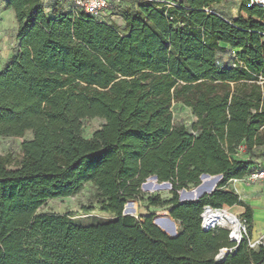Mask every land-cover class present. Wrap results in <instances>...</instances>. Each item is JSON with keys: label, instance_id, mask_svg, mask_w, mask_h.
I'll list each match as a JSON object with an SVG mask.
<instances>
[{"label": "trees", "instance_id": "obj_1", "mask_svg": "<svg viewBox=\"0 0 264 264\" xmlns=\"http://www.w3.org/2000/svg\"><path fill=\"white\" fill-rule=\"evenodd\" d=\"M109 1L122 25L72 0H7L18 51L0 73V138H33L20 159L0 155V264H263L264 248L247 239L216 260L235 245L226 229L204 231L201 216L206 206H240L251 234L253 211L227 186L264 149V8L240 0L227 17L214 9L226 0ZM223 46L236 51L232 63H220ZM174 104L191 110V131L167 125ZM90 119L104 124L86 139ZM204 174L221 176L218 188L181 202ZM152 177L173 188L152 204L179 224L174 238L153 216L124 215ZM87 184L110 220L38 213Z\"/></svg>", "mask_w": 264, "mask_h": 264}, {"label": "rangeland", "instance_id": "obj_2", "mask_svg": "<svg viewBox=\"0 0 264 264\" xmlns=\"http://www.w3.org/2000/svg\"><path fill=\"white\" fill-rule=\"evenodd\" d=\"M125 3H128V1H125ZM239 4L240 0H226L221 4L215 5L214 9L219 13L226 15L227 17H236L239 14ZM48 8H50V4H48ZM65 9L69 10L70 5H67ZM17 29L18 24L13 10L8 8L7 0H0V73L5 69L6 65L13 60L18 51V42L16 40ZM235 53L236 51L231 50L229 47L223 46V52L220 55V63H232L236 56ZM195 123L196 118L193 116L190 109L186 108L182 104H174L171 114L167 120V125L169 127L182 124L191 131ZM103 124L104 121L101 119L84 120L82 129L83 137L90 139L95 131L101 128ZM31 138H33V133L31 131L27 132L23 138L1 137L0 155L11 154L15 159H20L22 155V142ZM256 153L258 155L256 158L259 161V164H264V149L258 150ZM207 180L215 183V190L221 183L220 182L217 185L218 181L214 178H207L203 181L200 178L199 186L204 184V182ZM160 184L162 183H159L158 180L148 178L144 183H142L140 189L136 191L135 197L127 201L126 206L128 204H133L135 206L136 215L134 217L141 219L143 217L153 216L154 223L157 224L163 231L168 234H178L180 226L170 217L167 207H159L152 204V199L156 204H159L169 201L173 198V188L171 187V189H167L163 186H160ZM197 187L190 186L187 191H193ZM227 189L231 190L229 184ZM181 192L182 190L179 192V200ZM126 206L124 208V212L126 210ZM91 207L94 210L90 212V214L85 215L84 208ZM223 208H225V206ZM233 212L237 213V210H234ZM38 213L56 215L70 214L73 215V219L75 221L83 225L111 219L109 215L98 211V207L95 203V188L91 184L85 185L83 190L74 197L48 201L43 207H41ZM162 219H170L174 222V232H168L160 226L159 222ZM218 228L229 231L230 227L226 224Z\"/></svg>", "mask_w": 264, "mask_h": 264}, {"label": "built area", "instance_id": "obj_3", "mask_svg": "<svg viewBox=\"0 0 264 264\" xmlns=\"http://www.w3.org/2000/svg\"><path fill=\"white\" fill-rule=\"evenodd\" d=\"M74 9L76 11H82L89 14L102 22L115 21L117 24L122 25L123 21L121 18L112 15L110 11V1L109 0H72ZM250 5L260 6L264 8V0H249ZM245 147H241L239 150L240 154L245 153ZM234 182L238 180H232ZM242 183L246 185H253L261 183L264 185V165L258 164L243 178L239 179ZM225 208H213L211 206H206L204 208L202 218V229L204 231H211L220 226L228 225L229 228V240L235 246L232 248L221 249L219 254L216 256V260L221 261L225 256L231 254L235 251L238 245H240L245 239H247L248 246L251 249H258L260 247L264 248V235L259 239H252L249 236V228L247 222L238 215H230L232 218V223L226 222L225 224L208 223L206 222L205 215L210 213H224ZM264 264V263H263Z\"/></svg>", "mask_w": 264, "mask_h": 264}, {"label": "crops", "instance_id": "obj_4", "mask_svg": "<svg viewBox=\"0 0 264 264\" xmlns=\"http://www.w3.org/2000/svg\"><path fill=\"white\" fill-rule=\"evenodd\" d=\"M65 1V0H61ZM67 4L70 3V0H67ZM64 5V6H67ZM229 182V186L232 191L239 196V199L249 205L253 211V223L251 234L249 233L250 238L256 240L264 235V185L261 183L246 185L239 181ZM224 207V206H223ZM233 214L242 216L245 212V209L240 206H225ZM237 210V213L233 211Z\"/></svg>", "mask_w": 264, "mask_h": 264}, {"label": "bare ground", "instance_id": "obj_5", "mask_svg": "<svg viewBox=\"0 0 264 264\" xmlns=\"http://www.w3.org/2000/svg\"><path fill=\"white\" fill-rule=\"evenodd\" d=\"M216 180L218 181V179H216ZM217 185H218V182H217ZM214 186H215L214 182H211V181L207 180V181L204 182V184H201L195 190L183 192L182 193V197L184 199L199 198L203 194L213 190ZM125 213L127 215H130V216H135L136 215L135 206L133 204H128L126 206ZM230 215H235V214H233L232 212H230L228 209L225 208L224 209V213H218V214L210 213V214H206L205 215V219H206V222H208V223H217V222H220L221 224H225L226 222L232 223L233 221H232V218H231ZM159 224H160V226L163 229H165L168 232H174V230H175L174 222L172 220H170V219H162V220H160Z\"/></svg>", "mask_w": 264, "mask_h": 264}, {"label": "water", "instance_id": "obj_6", "mask_svg": "<svg viewBox=\"0 0 264 264\" xmlns=\"http://www.w3.org/2000/svg\"><path fill=\"white\" fill-rule=\"evenodd\" d=\"M215 178V179H218V183H220L221 182V180H222V177L221 176H210V175H207V174H204V175H202L201 176V180H203V179H206V178ZM152 179H155V180H157V178L156 177H152ZM160 186H163V187H165V188H167V189H171V184L170 183H162V184H160ZM199 187V186H198ZM197 187V188H198ZM187 190H182V192H181V196H180V201L181 202H188V201H197V200H199L200 198H202L203 196H205V195H210V194H212L214 191H215V189H213V190H211L210 192H207V193H205V194H203L202 196H200L199 198H192V199H184L183 197H182V193L183 192H186ZM124 215L125 216H130V215H127L125 212H124ZM157 225V224H156ZM158 226V225H157ZM159 227V226H158ZM160 228V227H159ZM161 229V228H160ZM165 232V231H164ZM166 233V232H165ZM166 234H168V233H166ZM170 237H172V238H174V237H176L178 234H168Z\"/></svg>", "mask_w": 264, "mask_h": 264}]
</instances>
